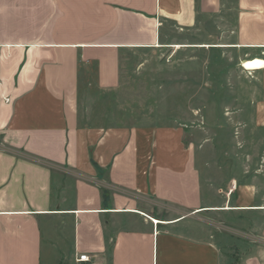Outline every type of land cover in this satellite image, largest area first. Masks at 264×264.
Returning <instances> with one entry per match:
<instances>
[{
    "label": "crops",
    "instance_id": "crops-1",
    "mask_svg": "<svg viewBox=\"0 0 264 264\" xmlns=\"http://www.w3.org/2000/svg\"><path fill=\"white\" fill-rule=\"evenodd\" d=\"M194 38L264 61V0H0V264H264V161L245 206L180 137L79 124L83 60Z\"/></svg>",
    "mask_w": 264,
    "mask_h": 264
},
{
    "label": "rangeland",
    "instance_id": "rangeland-1",
    "mask_svg": "<svg viewBox=\"0 0 264 264\" xmlns=\"http://www.w3.org/2000/svg\"><path fill=\"white\" fill-rule=\"evenodd\" d=\"M203 44L194 38L180 50L93 53L82 61L79 124L150 140L180 137L202 170L204 191L208 186L228 193L232 185L242 191L247 186L245 206H252L255 168L264 161V73H245L233 54L197 47ZM250 215L243 229L228 224V230L247 231ZM236 217L227 220L234 223Z\"/></svg>",
    "mask_w": 264,
    "mask_h": 264
},
{
    "label": "bare ground",
    "instance_id": "bare-ground-1",
    "mask_svg": "<svg viewBox=\"0 0 264 264\" xmlns=\"http://www.w3.org/2000/svg\"><path fill=\"white\" fill-rule=\"evenodd\" d=\"M187 46H181V45H175V46H172V48L176 49V50H180L182 48H185ZM197 47H200V48H210V46H207V45H199ZM243 68L246 70V71H256V70H261L264 68V61H260V60H255V61H247L244 63V66ZM156 224H158L159 222L157 220H155Z\"/></svg>",
    "mask_w": 264,
    "mask_h": 264
},
{
    "label": "built area",
    "instance_id": "built-area-1",
    "mask_svg": "<svg viewBox=\"0 0 264 264\" xmlns=\"http://www.w3.org/2000/svg\"><path fill=\"white\" fill-rule=\"evenodd\" d=\"M241 66H244V64L242 63ZM244 70V69H243ZM250 74V72H248ZM157 225V224H156ZM89 261V256L84 255V256H80L77 259V262L81 263V262H88Z\"/></svg>",
    "mask_w": 264,
    "mask_h": 264
}]
</instances>
